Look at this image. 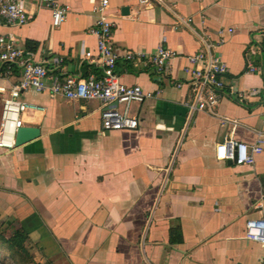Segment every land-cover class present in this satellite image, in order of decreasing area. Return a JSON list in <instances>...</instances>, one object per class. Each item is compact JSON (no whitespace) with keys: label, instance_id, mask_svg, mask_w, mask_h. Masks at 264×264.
<instances>
[{"label":"crops","instance_id":"1","mask_svg":"<svg viewBox=\"0 0 264 264\" xmlns=\"http://www.w3.org/2000/svg\"><path fill=\"white\" fill-rule=\"evenodd\" d=\"M23 1L28 23L0 24V34L16 36L26 50L28 40L38 42L37 63L62 58L55 72L101 75L83 58L97 48L90 28L100 0H60L69 13L58 27L52 8ZM110 2L119 50L153 53L165 45L192 54L203 49L197 31L217 44L224 29L218 52L229 66L226 84L247 96L252 88L260 93L244 100L232 94L216 114L190 116L187 88L176 86L186 77L184 57L163 73L121 59L122 81L155 95L132 104L136 129L107 133L100 102L27 92L24 98L43 110L22 113L23 124L41 135L0 146V221L14 229L4 240L25 232L24 245H34L36 261L48 264H264V245L244 236L247 219L264 214V0ZM191 17L189 26L179 24ZM249 64L261 71L247 73ZM9 89L0 80V113ZM260 134L263 150L253 164L217 159L226 137L252 144Z\"/></svg>","mask_w":264,"mask_h":264},{"label":"built area","instance_id":"2","mask_svg":"<svg viewBox=\"0 0 264 264\" xmlns=\"http://www.w3.org/2000/svg\"><path fill=\"white\" fill-rule=\"evenodd\" d=\"M41 3L53 10L52 24L62 25L67 19L69 6L60 0H40ZM151 1L166 5V0H139L142 4L150 5ZM110 0H100L93 8L96 14L95 24L90 32L97 36V48L88 50L83 58L90 64L101 68V75L90 73L88 76L63 75L55 72V68L63 62L62 58L54 60V64L33 61V53L18 45V38L12 34H0V80L10 84L8 95L3 99L0 113V146H15L18 128L23 127L22 113L26 111L43 110L42 106L33 104L24 95L34 90L48 91L68 100H95L102 104L101 120L105 131L132 130L139 126L138 115L133 114V103H143L154 97V92L145 91L140 85H129L122 81L117 72L118 62L142 63L145 67H154L160 72L168 70L172 60L184 57L187 64L183 67L185 79L176 82L179 88L186 87L188 96L184 101L190 116L196 111H206L216 114L222 99L235 95L240 100L260 93L257 88L234 92L226 84L224 78L229 73V66L218 52V47L225 41L224 29L218 31L219 42L214 44L202 32H196L203 49L192 54H182L169 46L160 45L155 52L127 50L121 51L114 46L113 31L116 23L108 17ZM204 18V17H203ZM29 21L28 11L23 0H0V24L23 26ZM193 18H180L179 24L189 26ZM204 23V21H203ZM177 28V26H176ZM229 32L233 29L229 28ZM264 39V31L261 33ZM19 67L21 73L16 69ZM261 69L249 64L247 73L260 72ZM12 131L11 137L8 133ZM262 134L256 142L250 144L226 137L217 144V159L232 164H253L256 156L262 152ZM244 236L247 240L264 245V214L249 218L245 224Z\"/></svg>","mask_w":264,"mask_h":264},{"label":"rangeland","instance_id":"3","mask_svg":"<svg viewBox=\"0 0 264 264\" xmlns=\"http://www.w3.org/2000/svg\"><path fill=\"white\" fill-rule=\"evenodd\" d=\"M13 230L14 229H6L4 224L0 221V264H48V262L39 263L36 261V257L34 255L35 246L30 242H26L23 249L14 246L10 247V245L5 242L6 240H4L3 237L5 235L11 236L13 234ZM2 241H4V244Z\"/></svg>","mask_w":264,"mask_h":264},{"label":"water","instance_id":"4","mask_svg":"<svg viewBox=\"0 0 264 264\" xmlns=\"http://www.w3.org/2000/svg\"><path fill=\"white\" fill-rule=\"evenodd\" d=\"M123 11H127L128 13L129 8L125 7ZM110 131H107L109 133ZM41 135V130L39 127L35 126H23L18 128L16 132V137H15V145L20 146L25 143H28L36 138H38ZM230 163V162H229Z\"/></svg>","mask_w":264,"mask_h":264},{"label":"trees","instance_id":"5","mask_svg":"<svg viewBox=\"0 0 264 264\" xmlns=\"http://www.w3.org/2000/svg\"><path fill=\"white\" fill-rule=\"evenodd\" d=\"M38 46H39L38 42H34L30 40L27 41V47L31 51L37 50ZM26 239H27L26 233L21 230H18L11 239L6 240L5 242H7L10 245V247L14 246L23 249ZM2 242L4 244V241Z\"/></svg>","mask_w":264,"mask_h":264}]
</instances>
